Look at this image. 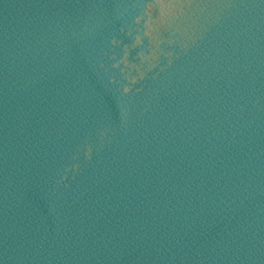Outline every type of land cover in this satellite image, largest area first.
Listing matches in <instances>:
<instances>
[{
	"label": "water",
	"instance_id": "obj_1",
	"mask_svg": "<svg viewBox=\"0 0 264 264\" xmlns=\"http://www.w3.org/2000/svg\"><path fill=\"white\" fill-rule=\"evenodd\" d=\"M0 264H264V0H0Z\"/></svg>",
	"mask_w": 264,
	"mask_h": 264
}]
</instances>
